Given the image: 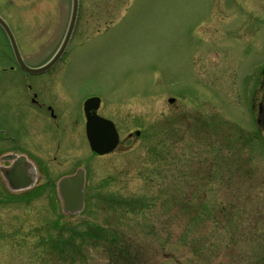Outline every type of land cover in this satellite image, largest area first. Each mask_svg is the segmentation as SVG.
<instances>
[{"label": "rangeland", "instance_id": "obj_1", "mask_svg": "<svg viewBox=\"0 0 264 264\" xmlns=\"http://www.w3.org/2000/svg\"><path fill=\"white\" fill-rule=\"evenodd\" d=\"M9 1L0 0V12L12 23L32 19L24 50L41 47L54 21L62 38L72 0ZM80 2L77 47L63 77L79 100L102 93L121 129L139 128L141 136L124 153L92 157L79 149L80 160L50 165L54 180L30 201L17 198L35 187L12 191L0 171V196L16 198L0 202V264H264V132L250 107L264 31L250 40L245 11L231 0ZM20 77L0 72L6 128L7 88ZM242 135H250L248 145ZM7 149L0 142V152ZM78 168L87 171L85 206L67 214L53 185ZM57 220L79 236L56 232Z\"/></svg>", "mask_w": 264, "mask_h": 264}, {"label": "flooded vegetation", "instance_id": "obj_2", "mask_svg": "<svg viewBox=\"0 0 264 264\" xmlns=\"http://www.w3.org/2000/svg\"><path fill=\"white\" fill-rule=\"evenodd\" d=\"M14 1L15 0H10L8 4L12 6ZM231 3L239 8H237V10L245 11L244 14L246 17L244 23L249 26L247 33L249 34L250 40L251 35H254L258 29L264 31V0H251L246 3L242 0H231ZM80 5L81 2L78 0V15L69 43L62 55L55 61H52V59L64 42L69 22L62 38H60L61 36L56 38V32L60 26H56L57 23L54 21L52 24L54 28H48L43 34V40L38 45L41 47L34 51L31 49H26V51L24 50L25 46H23V43L27 39L29 40L28 36L31 38L30 33H32L33 30L32 27L30 29L31 23L29 24V21H32L30 15H21L17 26L8 18L10 17L9 13L6 17L0 12V15L9 26L15 40L13 44L0 25V72L8 73L18 71L24 76L20 77L18 81H12V86L9 85L7 88V94L8 97H10L9 116L11 128H6L1 121L3 117H0V142L9 145V149L0 152V163H2V166L0 165V171L1 167L11 166L18 159L24 157L26 170L31 174L33 179L30 188L33 186L36 188L32 189L34 193L42 192L45 187H47L48 183L54 180V171L52 172L50 165L64 164V160L66 163H72L76 159L80 160L79 149H84L82 151L83 155L86 156V153L88 154L89 152L92 157H103L115 153H124L132 150V147L141 136V134L137 135L136 133L130 135L139 128H135L133 131L131 130L128 132L121 129L116 119L108 112V108L111 109L109 103L111 100L107 101V98H105L102 93H90L86 96L84 95L82 99L79 100V94L76 95L73 92V87L75 85L70 83V81L73 80L63 77L62 71L71 63L72 53H75L73 49L77 47L75 43L77 32L79 31ZM17 8L20 10V7ZM33 21H37L35 16ZM51 30L55 31V36L54 39L51 38L50 40L48 37L51 35L49 34ZM18 31L20 34H18ZM100 31L102 30L100 29L99 32ZM39 32H41L40 29L36 32L37 34H35L38 35ZM48 39L50 42H45ZM15 49L17 50L15 51ZM69 52L70 55L65 59L64 57L66 54L68 55ZM33 56H37L36 62H32L31 58H33ZM21 63L31 68L48 67L40 73H31L25 70ZM263 70L264 61L261 60L251 67V80L257 81L258 87L254 89L252 93L250 92V107L255 117L256 128L264 132ZM0 96L3 95L0 94ZM91 97H97L99 101L89 105L87 108L85 102ZM116 99L118 100L120 98ZM115 101L113 103H115ZM176 101L177 100H174L171 104H175ZM74 103L75 107L73 105ZM2 105L3 103L1 102L0 106L2 107ZM0 112L2 111L0 110ZM95 113L111 119L118 132L117 146L113 151L104 155H99L91 150L87 137V116ZM28 117H33L30 122L27 121L29 120ZM177 117L178 116H175L173 120L177 119ZM20 134H22L23 139L20 138ZM248 137L250 138V135H248ZM79 141H81L82 146L79 145ZM244 143L248 145L249 141H244ZM10 144H12V146ZM243 144L240 145V147L243 146ZM89 149L90 151H87ZM78 169L63 173L57 181L63 176L75 173ZM86 172L85 170V173ZM210 174L211 172L209 171V174H207L208 178H205L207 184L212 178ZM53 187L56 188V183H54ZM28 189L26 190L31 191V189ZM204 206L205 205H203V207Z\"/></svg>", "mask_w": 264, "mask_h": 264}, {"label": "water", "instance_id": "obj_3", "mask_svg": "<svg viewBox=\"0 0 264 264\" xmlns=\"http://www.w3.org/2000/svg\"><path fill=\"white\" fill-rule=\"evenodd\" d=\"M77 13L78 0H73L72 14L66 37L52 61L57 60L66 49L75 26ZM0 25L9 36L11 42L14 44L15 40L13 34L1 16ZM16 50L17 49H15V51ZM21 64L25 70H28L31 73H40L48 67L44 66L42 68H31L24 63ZM97 101H99V98L97 97H91L87 99L85 102L86 107L88 108L89 105L96 103ZM169 101H174V98H169ZM139 133L140 131H137V134ZM87 134L91 149L99 154H105L114 150L118 143V133L114 123L109 119L97 115L96 113L87 116ZM3 174L10 187L14 190L27 188L33 182L31 174H29L26 170V162L24 157L18 159L12 166L3 168ZM84 183L85 171L83 169H79L75 174L65 176L59 180L57 184L58 193L65 212L73 214L78 213L83 209L85 197Z\"/></svg>", "mask_w": 264, "mask_h": 264}, {"label": "trees", "instance_id": "obj_4", "mask_svg": "<svg viewBox=\"0 0 264 264\" xmlns=\"http://www.w3.org/2000/svg\"><path fill=\"white\" fill-rule=\"evenodd\" d=\"M214 136V135H213ZM247 137V138H246ZM225 138L227 139V141H228V143L229 144H231L232 143V141L231 140H233V139H231V136H229V135H226L225 136ZM245 138V140L246 141H251V139L248 137V136H243L242 135V137H240V139H244ZM200 182H201V184H203V186H204V188H207L208 187V184H207V182H206V179H205V181H204V178L202 179V181H201V179H200ZM206 184H207V186H206ZM38 193H41V192H32V194L29 192L28 193V197H21V198H17L18 200H20V201H30V200H32V199H34L35 197H36V195H38ZM35 194V195H34ZM31 195V196H30ZM101 198H103V197H101ZM14 199H16L15 197H13V196H7V197H2V196H0V202H5V203H10V202H13V201H15ZM103 199H105V198H103ZM109 200H113V201H116V202H123V200L122 199H120L118 196H113V197H109L108 198ZM138 201H140V199H136L135 200V202H138ZM141 202V201H140ZM180 202L181 203H185V205H187V206H191V204H192V202H190L189 200H188V197H183L182 199L180 198ZM201 208H203L202 210L204 211L203 213H205L206 211L204 210L205 208L203 207V204L201 205ZM53 228H54V230L56 231V232H62L63 233V231H67L68 233H69V235H70V237L71 236H75V235H77V236H79V233L78 232H76V230L73 228V227H69V226H67L66 224H63L61 221H59V220H57L54 224H53ZM255 229H256V227H255ZM60 235V234H59ZM242 236H244L243 234H241ZM67 242V241H66ZM68 244H70V246H71V240L68 242ZM127 263V262H126Z\"/></svg>", "mask_w": 264, "mask_h": 264}]
</instances>
